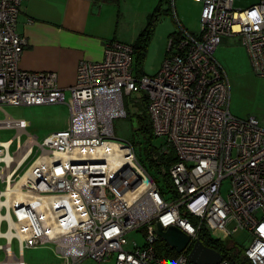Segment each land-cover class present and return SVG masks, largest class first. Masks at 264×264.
<instances>
[{
  "label": "built area",
  "instance_id": "1",
  "mask_svg": "<svg viewBox=\"0 0 264 264\" xmlns=\"http://www.w3.org/2000/svg\"><path fill=\"white\" fill-rule=\"evenodd\" d=\"M26 1L0 0V107L64 104L69 121L39 143L26 121L0 120V130L14 131L0 141V264H26L24 251L40 246L65 264L111 257L114 264H190L199 233L224 242L239 231L252 239L247 262L264 264V129L230 113L228 77L214 59L221 37L240 36L252 73L264 78V0L245 9H234V0H191L201 5L200 31L170 37L157 74L134 75L133 48L108 41L101 61L78 64L67 90L54 73L18 67L28 46L17 32ZM132 93L147 96L152 135L164 142L157 154L175 157L168 191L132 142L115 139L113 121L127 117L124 97ZM155 223L189 237L173 259L158 256ZM134 231L144 244L128 250Z\"/></svg>",
  "mask_w": 264,
  "mask_h": 264
},
{
  "label": "rangeland",
  "instance_id": "2",
  "mask_svg": "<svg viewBox=\"0 0 264 264\" xmlns=\"http://www.w3.org/2000/svg\"><path fill=\"white\" fill-rule=\"evenodd\" d=\"M259 0H235L234 9H245ZM117 5L118 15L123 14L124 21H128V34L126 42L136 49L139 36L145 30L150 29L143 55L137 52L133 55L134 75L138 74L139 68L145 76L152 77L159 71L163 60L167 56L170 37L179 35L181 29L190 34L198 35L200 31L199 16L201 5L191 0H113ZM122 19V20H123ZM123 23V22H121ZM214 59L225 71L230 86V113L239 119L253 118L258 126L264 129V78L256 77L251 70L245 47L240 36L221 37ZM143 93H132L124 97L127 117L113 121L115 139L119 141H130L134 144L136 157L144 165L148 173L156 180L162 191H168V182L165 179L166 171L162 169L159 174L151 166L147 158L146 150L148 141L145 134L139 130L138 119L144 114L142 105ZM66 98L68 94L66 93ZM10 117L16 120H24L29 125L27 132L37 138L41 143L47 136L67 128L69 121L68 107L64 104L32 107H0V120ZM14 131L0 130V141L13 138ZM25 136H22L24 140ZM164 144L163 139L152 140L151 145L159 148ZM13 151V146L11 148ZM30 163V161H29ZM2 188V185L0 186ZM230 189V182L226 179L222 182L220 193L226 198ZM4 229V228H2ZM131 248L135 242L138 247L144 244L142 231L131 232L126 236ZM225 244L231 246L233 252L244 258V250L251 244V236L247 232L239 231L228 239ZM2 243V241H0ZM168 245L158 237L156 247ZM169 246V245H168ZM16 241L12 243V251L16 252ZM166 259L164 250L159 254ZM3 256L0 253V261ZM26 264H65L64 260L58 259L51 246H40L35 249L24 251ZM80 264H96L86 260ZM100 264H114L113 258Z\"/></svg>",
  "mask_w": 264,
  "mask_h": 264
},
{
  "label": "crops",
  "instance_id": "3",
  "mask_svg": "<svg viewBox=\"0 0 264 264\" xmlns=\"http://www.w3.org/2000/svg\"><path fill=\"white\" fill-rule=\"evenodd\" d=\"M112 1L27 0L17 20L18 34L28 41L18 67L54 73L63 90L73 86L78 64L101 61L105 42L127 44L128 21Z\"/></svg>",
  "mask_w": 264,
  "mask_h": 264
},
{
  "label": "trees",
  "instance_id": "4",
  "mask_svg": "<svg viewBox=\"0 0 264 264\" xmlns=\"http://www.w3.org/2000/svg\"><path fill=\"white\" fill-rule=\"evenodd\" d=\"M149 36H150V29L145 30L142 34H140L138 46L136 47V49L132 47L134 53L137 52L138 55H143V51L145 50ZM136 70L138 73L136 75L138 77L143 76V74L139 72L138 67L136 68ZM141 102L144 108V114L138 119L139 130L147 137V141H148V148L146 150L147 158L149 159L151 166H153L156 169V171L159 174H161L162 169H165V171L167 172L168 168L175 162V157L171 151L163 155H158L156 149L151 145V142L152 140H154V137L152 135L151 126L147 113L148 101L146 95L142 96ZM163 176H166V174ZM199 241L205 247L213 249L214 251L218 252L224 260H227L232 264H249V262H247L245 257L242 258L236 255L231 249V246L225 244V242L222 241L212 240L205 232L199 233ZM162 250L166 252L167 255L166 259H173L178 255V253H176L168 245H162L156 247V252L158 256H160L159 254L161 253Z\"/></svg>",
  "mask_w": 264,
  "mask_h": 264
},
{
  "label": "water",
  "instance_id": "5",
  "mask_svg": "<svg viewBox=\"0 0 264 264\" xmlns=\"http://www.w3.org/2000/svg\"><path fill=\"white\" fill-rule=\"evenodd\" d=\"M154 234L163 239L176 253H181L189 242V237L176 227H168L163 230L155 223ZM190 264H218L221 262V255L213 249L205 247L200 241H196L187 255Z\"/></svg>",
  "mask_w": 264,
  "mask_h": 264
},
{
  "label": "bare ground",
  "instance_id": "6",
  "mask_svg": "<svg viewBox=\"0 0 264 264\" xmlns=\"http://www.w3.org/2000/svg\"><path fill=\"white\" fill-rule=\"evenodd\" d=\"M158 238V237H157ZM158 240V239H157Z\"/></svg>",
  "mask_w": 264,
  "mask_h": 264
}]
</instances>
